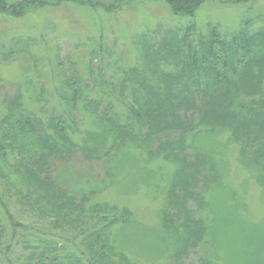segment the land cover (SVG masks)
Wrapping results in <instances>:
<instances>
[{"label": "trees", "instance_id": "trees-1", "mask_svg": "<svg viewBox=\"0 0 264 264\" xmlns=\"http://www.w3.org/2000/svg\"><path fill=\"white\" fill-rule=\"evenodd\" d=\"M123 1L100 7L110 13ZM163 1L174 17L192 20L207 0ZM212 1L244 4L249 0ZM58 2L85 5L84 0ZM44 5L46 2L37 0H0V15L19 18ZM144 42L141 68L118 71L119 75L105 81L91 73L90 78L62 75L56 90L62 109L51 111V116H44V106L37 108L41 117L24 107L20 86L13 98L2 100L0 179L6 182L7 192L25 202L35 196L36 212L60 228L73 246L71 251L60 252L55 244H41L43 249L29 254L24 264H134L115 245L116 230L128 231L132 226L131 213L105 204L86 209L88 192L81 190L78 199L74 192L62 194L45 174L48 158L57 155L65 159L74 153L72 136L81 130L79 121L89 124L90 129L84 132L104 157H116L127 150L128 158L132 149H139L173 167L168 176L167 205L158 213L160 228L146 239L154 256L170 250L173 262L169 264H182L188 248L204 246L198 264H216L218 260L222 264L218 230L226 219L228 225L243 227L245 247L251 249L248 259L254 261L257 252L254 262L264 263V224L255 225L240 214L244 208L224 180L221 153H216L214 142L219 135L228 137L264 196V30L248 31L245 22L228 37L215 25L208 24L206 32L196 33L191 24L185 31L165 32L155 48ZM83 79L92 83L91 89ZM28 90L34 101L45 100L44 87L31 83ZM119 106L125 112L118 113ZM140 129H144L142 144L137 142ZM253 146L259 147L255 150ZM187 149L192 159H188ZM17 182L25 194L16 189ZM178 189L182 204L188 198L209 213L194 219L184 205L176 206ZM228 200L235 203L234 210L226 207ZM4 230L0 223V237ZM7 264H12L10 259Z\"/></svg>", "mask_w": 264, "mask_h": 264}, {"label": "rangeland", "instance_id": "rangeland-1", "mask_svg": "<svg viewBox=\"0 0 264 264\" xmlns=\"http://www.w3.org/2000/svg\"><path fill=\"white\" fill-rule=\"evenodd\" d=\"M37 1L46 2V5L29 10L19 18L0 15V111L2 100L13 98L20 86L22 89L18 92L22 94L24 107L41 117L37 108L44 106L47 110L44 116H51V111L62 109L56 92L60 89V80L64 78L62 75L77 74L86 78L93 75L95 79L105 81L119 75L118 71L141 68L139 56L144 40L155 48L167 31H185L193 24L196 33H204L207 25L212 24L229 37L245 22H248V31L264 30V0H249L244 4H221L207 0L192 20L174 17L163 0H124L110 13L100 5H110L117 0H84L83 6L56 3V0ZM245 31L246 28L243 29ZM83 80L91 89L92 83ZM31 83L44 87L43 102L40 98L33 100L34 94L32 96L29 93L31 90H28ZM102 110L100 107L99 113ZM116 110L118 113L125 112L122 106ZM79 116L85 118L83 112ZM79 123L80 132L72 136L76 143L74 153L65 159L57 155L48 158L44 165L45 174L62 194L74 192L73 196L78 199L81 190L88 192L86 209L93 204H105L117 211L128 210L131 213L133 224L128 231L127 228L123 232L120 228L116 230L115 245L134 264L172 263L170 250L154 256L146 239L160 228L158 213L167 205L168 176L173 174V167L158 156H146L139 149H132L128 158L127 150H121L116 157H104L97 143L89 136L87 138L84 132L90 129L89 124ZM137 134V142L142 144L144 129ZM214 142L218 145L216 153H221L219 159L223 162L224 180L244 208L240 214L255 225H263L264 196L261 186L243 167L236 146L228 141L226 135L217 136ZM258 147L253 146V149ZM151 150L154 153L155 145ZM186 154L188 159H192L189 149ZM7 188L6 182L0 179V223L5 229L0 237V264H7L8 259L12 264H24L29 254L43 249L41 244H55L60 252L72 250L70 238L36 212L37 207L33 206L35 196H30L25 202L12 191L7 192ZM21 188L22 185L17 182L16 189L22 192ZM200 190H197L199 194ZM176 195L179 196V201H174L176 206L179 204L182 208L184 205V210H188L194 219L209 213L204 208L199 209L191 199L187 198L182 204L179 189ZM234 204L228 200L226 207L233 208ZM209 208L211 210L212 203ZM167 212L175 213L176 210L168 209ZM221 225L218 236L220 255L224 259L222 264H258L254 262L257 252L254 261L248 259L251 249L245 247L243 227L234 223L228 225L226 219ZM127 238H131L128 244ZM204 249V246L188 248V255L181 263L198 264L197 258ZM219 263L221 261L218 260L216 264Z\"/></svg>", "mask_w": 264, "mask_h": 264}]
</instances>
